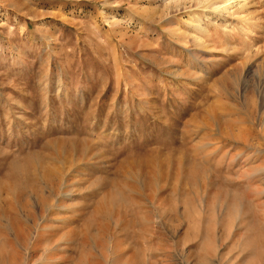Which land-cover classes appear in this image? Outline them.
Listing matches in <instances>:
<instances>
[{"label":"rangeland","instance_id":"374dc122","mask_svg":"<svg viewBox=\"0 0 264 264\" xmlns=\"http://www.w3.org/2000/svg\"><path fill=\"white\" fill-rule=\"evenodd\" d=\"M93 263L264 264V0H0V264Z\"/></svg>","mask_w":264,"mask_h":264},{"label":"bare ground","instance_id":"6f19581e","mask_svg":"<svg viewBox=\"0 0 264 264\" xmlns=\"http://www.w3.org/2000/svg\"><path fill=\"white\" fill-rule=\"evenodd\" d=\"M54 181H52V183H53ZM44 183L45 184H47V185H50V183H51V181L48 179V178H44ZM40 202H42V201H40ZM43 203V202H42ZM18 234L17 235H21L19 232H17ZM18 237V236H17ZM93 264H99V263H93Z\"/></svg>","mask_w":264,"mask_h":264}]
</instances>
